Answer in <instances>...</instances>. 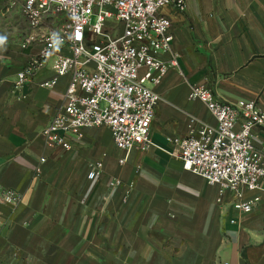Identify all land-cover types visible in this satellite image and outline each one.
<instances>
[{
	"label": "crops",
	"instance_id": "obj_1",
	"mask_svg": "<svg viewBox=\"0 0 264 264\" xmlns=\"http://www.w3.org/2000/svg\"><path fill=\"white\" fill-rule=\"evenodd\" d=\"M176 1L161 10L174 40L159 56L178 65L155 86L153 144L125 151L105 126L70 135V148L46 140L70 76L41 86L55 76L49 60L15 89L41 46H23L28 22L0 0V188L22 196L0 202V264H264V190L247 191L260 200L249 213L237 211L231 192L219 201V186L184 169L170 141L216 123L190 98L193 85L220 102L255 101L264 112V0H184V10ZM254 144H264V128ZM97 161L103 172L91 180Z\"/></svg>",
	"mask_w": 264,
	"mask_h": 264
},
{
	"label": "built area",
	"instance_id": "obj_2",
	"mask_svg": "<svg viewBox=\"0 0 264 264\" xmlns=\"http://www.w3.org/2000/svg\"><path fill=\"white\" fill-rule=\"evenodd\" d=\"M5 2L20 7L28 22L23 46H41L18 73L15 89L49 60L55 76L41 86L53 87L60 77L70 76L63 105L42 132L48 142L70 148V135L81 138L84 129L105 126L120 150L153 144L151 127L161 100L155 86L178 65L176 58L166 62L159 56L171 51L174 40L172 20L161 13L171 0ZM174 6L184 10L185 1L177 0ZM58 48L67 53L56 54ZM189 96L204 102L216 123H202L185 136L170 138L184 169L219 186V201L231 192L233 207L251 212L260 196L246 198L245 193L264 190V144H254L255 130L264 128V112L255 101L220 102L199 85L191 87ZM102 172L103 162L97 161L88 177L96 180ZM21 198L13 189L0 188L2 203L16 204Z\"/></svg>",
	"mask_w": 264,
	"mask_h": 264
},
{
	"label": "rangeland",
	"instance_id": "obj_3",
	"mask_svg": "<svg viewBox=\"0 0 264 264\" xmlns=\"http://www.w3.org/2000/svg\"><path fill=\"white\" fill-rule=\"evenodd\" d=\"M0 9H1V6H0ZM93 22H95V19H93Z\"/></svg>",
	"mask_w": 264,
	"mask_h": 264
}]
</instances>
